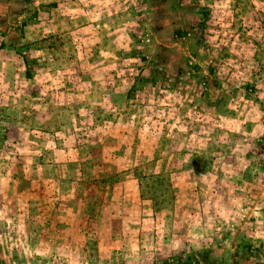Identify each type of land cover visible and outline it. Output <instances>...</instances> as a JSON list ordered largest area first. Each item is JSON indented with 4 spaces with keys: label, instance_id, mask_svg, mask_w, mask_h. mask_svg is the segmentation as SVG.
<instances>
[{
    "label": "rangeland",
    "instance_id": "374dc122",
    "mask_svg": "<svg viewBox=\"0 0 264 264\" xmlns=\"http://www.w3.org/2000/svg\"><path fill=\"white\" fill-rule=\"evenodd\" d=\"M0 264H264V0H0Z\"/></svg>",
    "mask_w": 264,
    "mask_h": 264
},
{
    "label": "trees",
    "instance_id": "16d2710c",
    "mask_svg": "<svg viewBox=\"0 0 264 264\" xmlns=\"http://www.w3.org/2000/svg\"><path fill=\"white\" fill-rule=\"evenodd\" d=\"M23 52H24V54H23ZM147 52H150V50H148ZM21 53H22V58L26 64V68L28 71L27 74H28L29 78H31L32 71L34 69V66L37 64V60L33 55L34 54L33 51L31 49H29V46H23L21 49ZM135 58H139L140 60L146 61L145 54L137 55V56H135ZM151 75L164 76V72L162 69H159L158 67H157V69H155L153 71L150 68H146V69L144 68L142 70V73L139 74L138 77L136 78L138 84H142L141 90H143L147 93L152 91V88H151L152 84L151 83H152V80L154 77L153 78L150 77ZM134 91H135V88H134ZM249 248L250 247H248L247 250Z\"/></svg>",
    "mask_w": 264,
    "mask_h": 264
}]
</instances>
